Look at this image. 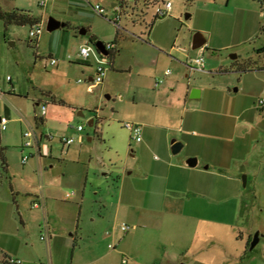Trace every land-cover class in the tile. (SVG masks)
<instances>
[{
	"label": "rangeland",
	"instance_id": "374dc122",
	"mask_svg": "<svg viewBox=\"0 0 264 264\" xmlns=\"http://www.w3.org/2000/svg\"><path fill=\"white\" fill-rule=\"evenodd\" d=\"M159 1L127 0L123 6L122 0H0L2 11L27 12L37 18L42 29L31 39L33 26L5 27L0 20V87L5 94L0 108L7 110L0 113L7 119L4 129L0 127V141L8 147L10 168L17 173L15 183L23 191L53 194L58 200L53 213L60 216L62 209L75 214V206L82 205L76 245L85 244L93 232L104 235L108 228L91 226L89 221L102 201L107 203L115 196V264L121 260L120 242L133 234L134 240L143 242L138 247L135 243L126 246V258V252L131 251L140 257L154 252L158 264H264V130L257 124L263 114L258 101L264 93V70H260L264 52L257 50L264 47V0H171L168 15L154 19ZM113 3L117 9L122 6L116 23L112 22L117 17ZM95 5L107 16L97 14ZM49 18L66 26L47 32ZM82 29L85 35L79 33ZM196 32L203 34L206 44L192 50ZM97 41L104 45L116 42L118 52L114 69L105 65L104 81L94 84L93 92L88 93L90 84L81 68L85 64L94 67L93 56L97 54L93 51L84 62L79 49L89 46L94 50ZM232 54L236 59H230ZM198 55L204 59L201 71L190 69L188 64ZM52 59L54 66L50 65ZM166 69L171 71L167 77ZM193 89L200 91L199 98L189 99ZM38 99L46 104L42 125L36 118ZM95 107L99 110L97 117ZM245 107L252 108L247 128V114L239 113ZM186 110L199 111L213 121L219 115H230L228 120L237 128L227 140L234 152L231 165L225 170L217 166L209 171L189 169L192 175L181 180L183 185L167 165L162 174L169 170L177 183L151 171L164 159L160 144L179 140L175 130ZM91 119L93 126L88 125ZM126 123L141 128L140 144L149 143L148 154H134L138 153L139 142L131 139L124 128ZM78 126H82V132L75 131ZM36 128L45 135L73 138L74 142L63 148L56 141L43 139L41 155L35 149H22L26 140L23 134ZM144 131L151 139L144 137ZM190 131H194L190 132L194 139L210 129ZM79 135L82 142L76 140ZM208 135L206 139L218 143L217 132ZM30 153L33 157L22 166L21 156ZM185 155L183 149L171 158ZM203 155L199 158L201 166H205ZM140 165L146 173L137 172ZM3 175L7 184L8 176ZM25 193L15 197L31 200L33 194ZM66 193L74 197L65 200ZM125 204L163 207L158 213L139 216ZM29 218L22 237L34 248H41L45 257L41 264H48L38 224L43 215L30 212ZM121 224L134 229L124 233ZM255 233L259 241L249 251L247 243ZM103 245L99 244L97 250H103ZM52 254L53 264L66 260L63 251ZM139 258L135 262L142 264Z\"/></svg>",
	"mask_w": 264,
	"mask_h": 264
},
{
	"label": "crops",
	"instance_id": "0c3cea01",
	"mask_svg": "<svg viewBox=\"0 0 264 264\" xmlns=\"http://www.w3.org/2000/svg\"><path fill=\"white\" fill-rule=\"evenodd\" d=\"M113 4L111 6L112 8H115V11H116L117 10L116 4L115 3ZM85 34H86V31H85ZM85 34H82V35H85ZM93 59L96 64L94 67L90 66L87 68L84 66H88L89 64L88 65L85 64L81 68V71H82L81 73L82 74L86 73V80L90 84L88 85L86 89L88 93L93 92V85L96 84L95 82H93V78L96 72L95 68L97 66V61H96L95 56H93ZM114 61H115V57L113 58L112 62L110 61L108 62L109 64L108 66L110 69H114ZM84 62H87V60H84ZM260 68H261L260 70H264V67H260ZM170 73L164 76L167 77L170 75ZM11 81L12 80L10 79L9 82L7 81L6 82L8 84H11ZM103 81L104 80H102V82ZM236 91L237 90L234 89V92ZM4 95L5 94L2 92V95H0V101L2 99H5ZM199 96H200V91H199L197 98H199ZM197 98H189V99H197ZM52 101H55V97L52 98ZM59 102L63 104L62 101H59ZM35 105L36 107L39 108L40 106L46 105V104L45 102H42L40 99H38ZM260 107H262L261 111L263 114L261 116L260 121L259 122L257 121L258 122L257 124L262 125V130H264V106H260ZM94 109H95V115L97 117V114L99 111L98 107H95ZM251 109H252L251 107H245L239 111L240 115L242 114L244 116L245 114H247L246 120L248 121H246L247 123H246V126L244 125V128H247L248 126V122L250 120V115L248 114H250ZM2 112L6 113L7 110L6 108H2L1 106L0 113ZM229 116L230 115H226V114L219 115V118L213 121L212 118L210 119L208 117L203 116L199 111L193 110L191 113H188V110L184 111L183 116L179 122L180 127L179 129L175 130V132H177L175 134H177L176 136H178L179 140L178 139H174V140L179 141L183 144L180 152L183 149H186L185 157L178 158L177 160H173V158H171V155L172 156H175V155H173L170 151L171 142L169 144H167L166 142L165 145L163 144L162 146L160 144V150L162 151L161 153L163 154L164 159L162 160V163L156 166V168H154L151 172L154 175H157L158 177L160 176L161 179H165L166 181L171 179L172 183H177V182H174V179L176 178L174 177L173 174H171L172 172H169V170L165 174H162L164 166L167 165L168 168L174 169L173 173L179 179L178 183H181L182 179L185 180L187 177H190V175H192L191 174L192 171L189 169L197 168L203 171H207V170L209 171L211 166H217L220 168V170L222 168L224 170L227 169L231 165L233 153H234L233 148L230 145V142H228L227 140H229L228 139L229 134H231L232 131L234 132L237 128V126H232L231 121L228 120V118H230ZM0 118H5V117L1 116ZM36 118L40 120V124L42 125L44 117L43 118L36 117ZM89 123H91L93 126L94 125L93 119H91ZM194 128H200V129L207 128V129H210L209 133L212 131L217 132L218 135L216 137L219 138L218 143L210 142L209 139H206V137L209 136L208 135L209 133L203 134V135L199 134L197 138L194 137V139H192L190 136V132H194V131H190V130H193ZM36 130L37 131H32V132L38 138V142L37 144H35L29 149H35V151L39 155H41V152H42L41 148L42 147L45 148V146L41 144H42L43 139H46V138H45L44 133L38 131V128H36ZM82 131L83 130H81L80 132ZM249 131L251 132V130ZM172 132H173V129H172ZM143 134H144V137L146 136L147 139L149 138L151 139L150 133L148 131H144ZM247 135H248V130L245 133V136ZM60 138L61 137L54 136V138L49 142L52 143L53 141H56L63 148H68L69 146H63V144L59 140ZM199 139H202V140L200 141ZM76 140L82 142L83 137L79 135ZM141 142L142 140H140L139 144L137 145L138 153L135 152L134 153L135 155L137 154L139 155V153L140 154L143 153L146 155V153L148 154L149 152V149H150L149 143H147V145L146 143L145 145L143 143L142 145L140 144ZM1 144L4 147H6V150L4 153L5 160H6V169L0 166V254H1L0 257H1V262L3 264H9L8 259H12V260L20 261L19 264H41V261L45 260L43 252L42 253L40 252L41 248H34L33 245H29L28 239H25L22 237L24 230H26V227L29 224V220H30L29 213L35 212L39 214V212H41L43 215L42 223L41 221H39L38 223L41 227V234L43 233L42 225L45 222H46L47 229L49 232V237L46 240L40 239L41 241L45 242V246L47 249L48 264H53L54 259H53L52 253L55 250L63 251L66 257V260L64 262L58 263V264H69V263L70 264H115V248H116V245H115V196H112L114 199L107 203L105 201H102L101 206H99V210L95 211L96 212L95 214L92 213L93 215L91 216L90 221H89V222H92L93 224V225L90 224L91 226H96L95 224H97L98 226L104 225V228H108L107 231H105L104 235L102 236L101 233L93 232L92 235H90V237L86 239L85 244L83 243L82 245H76L77 244L76 240H77V237L80 231V217H81L82 205L77 204L75 206L77 207L75 214L70 209H67V210L62 209L61 210L62 213L60 216L59 215L60 213L59 214L53 213L54 203L58 202V200L53 194H50L49 192H46L44 194V192H42V194L38 195L37 193H35V191L33 193H30L31 191H27V190L23 191L22 189L18 188V186L15 183V178L17 176V173H14L12 169L10 168L9 156L6 155L8 147L4 145V143H2V139H1ZM202 153L204 154L203 161L205 163V166L204 165L201 166L199 163V160H200L199 158ZM23 156H21L20 158V163L22 166L28 162L29 158L33 157V154L30 153L28 155L29 157L25 163H22L21 161ZM190 157H193V158L197 157L196 158L197 164L193 168L188 167L185 164L187 158H190ZM151 162H153L155 165V162L153 160H151ZM157 162H160V161H157ZM38 164L40 166L41 164L40 160H38ZM136 169H137V172L140 174L146 173V171L143 170L141 165L137 166ZM23 171L24 170L22 169V172ZM3 174H5V176L6 175L8 176L6 178L8 182L7 184H4L5 182H4ZM9 176H11V178H9ZM183 183L184 182H182V184ZM187 183H188V186L191 185L189 182ZM20 192H26L25 194H33L31 195L32 199L31 200L28 199L27 202L18 200L17 197L15 196L19 195ZM83 196H84V191L81 192V198ZM72 197H74V194L72 195ZM72 197L67 199L64 196V199L70 200L72 199ZM144 198H146L145 195H144ZM37 199H40V202L42 203L41 208H34L32 205L34 201ZM144 201H146V199H144ZM105 204H107L110 210H108V207L107 208L105 207ZM27 205H29V207ZM124 206H126L128 209H131L130 210L131 212H134V213L139 212L140 213L139 216H141L145 212L158 213L162 210V207H163L161 204L159 205L157 204L156 206L145 204L143 205L145 207H137L133 204H125ZM20 227L23 229V231L19 229ZM133 229L134 227L131 228V230ZM135 236L136 235L133 234V236H131L129 239L124 238L120 242V247H122V249L119 251V254L121 255L120 264H122L121 263L122 259L127 260L125 264H137V262H135V258L136 257L139 258L140 256L132 253L131 251L126 252V255L128 256V258H126L124 254V249L126 246L132 245L135 243L136 246L138 247L139 244H142L143 240L142 239L134 240ZM101 243L104 244L103 245L104 247H103V250L99 251L97 250V246ZM109 245H111L112 248H109ZM75 246L77 247L76 249H75ZM156 256H157L156 253L151 252L149 256L140 257L139 259L140 261H142V264H158L160 260L157 259ZM69 257H70V260H68ZM68 261L69 263H67Z\"/></svg>",
	"mask_w": 264,
	"mask_h": 264
},
{
	"label": "built area",
	"instance_id": "2783aa9c",
	"mask_svg": "<svg viewBox=\"0 0 264 264\" xmlns=\"http://www.w3.org/2000/svg\"><path fill=\"white\" fill-rule=\"evenodd\" d=\"M122 1H123V6H124V3H125L124 1H127V0H122ZM129 1H133V0H129ZM43 5H44V3L42 2L41 6H43ZM171 7H172L171 0H160L159 3H157V5L155 7L154 15L157 18H163V17L168 15V13L171 10ZM121 9H122V6L120 9L116 10L117 11V17L112 19L113 23H116L117 21H119ZM94 10L99 15H105V17L107 16L105 14V11L98 5L94 6ZM41 32H42V29H41L40 25H34L29 32V38L34 39L37 36H39L41 34ZM104 47H105V50L107 52H109V51H112L115 49V44L108 43V44H105ZM93 51H95L97 54L96 55L97 66L95 68L96 72H95V75L93 78V82H95L96 84H99L102 82L104 74H105V65L108 64V60H107L108 55L103 56L100 52H98L95 49V47H94V50H92V48L89 46H86V47L82 46L79 49V56L83 60H87L92 55ZM55 63L56 62L53 59L50 61V65H55ZM188 64L190 66V69H197V70L201 71L204 68V59H203L202 55H198L197 57H195L193 59H189ZM169 73H170V71L166 70L164 75L166 76ZM6 81L9 82L10 78L6 77ZM0 95H2L1 87H0ZM258 105L259 106L264 105V93L262 94L261 98L259 99ZM45 114H46V105H42L39 107V112H38L37 117L43 118L45 116ZM6 122H7L6 118H0V125H1L2 129L4 128V125L6 124ZM124 128L129 131L132 140H134L136 142H139L141 140V136H140L141 135V128L138 125L132 124V123H126V124H124ZM81 130H83L82 126H78L76 128V131H78V132H80ZM23 137L26 139L22 145L23 149L24 148H31L32 146H34L38 142V138L36 137V135L32 131L24 133ZM45 138L48 141H51L54 138V136L51 134H46ZM59 140L63 144V146H70L74 142L73 138H66V137H61ZM28 157H29L28 155H24L21 159L22 163H25L27 161ZM72 195H73V193H66L65 198L68 199V198L72 197ZM32 205L34 208H41L42 207V203L40 202V199L35 200ZM130 229H131V227L127 224H121V226H120V230L124 233L128 232ZM42 230H43V233L41 234L40 239L46 240L49 237V232L47 229L46 222L43 223ZM109 248H112V246L109 245ZM126 262H127L126 259H122V261H121L122 264H125ZM8 263L9 264H19L20 261L8 259Z\"/></svg>",
	"mask_w": 264,
	"mask_h": 264
},
{
	"label": "water",
	"instance_id": "95a60500",
	"mask_svg": "<svg viewBox=\"0 0 264 264\" xmlns=\"http://www.w3.org/2000/svg\"><path fill=\"white\" fill-rule=\"evenodd\" d=\"M114 5V4H113ZM65 27V23L59 22L57 20H55L54 18H49L47 20L46 23V31L47 32H53L57 29L63 28ZM81 35L85 34V31L81 30L79 32ZM206 44V39L203 36V34L196 32L193 36H192V41H191V49L192 50H197V49H201L204 45ZM94 47L95 49L100 52L103 56H107L108 52L105 50L104 44L100 41H97L94 43ZM230 59L234 60L236 59V55L232 54L230 55ZM199 94L198 90L193 89L190 93V98H197ZM89 126H92L91 123L88 124ZM182 143L176 140H172L171 141V146H170V151L173 155H176L180 152L181 148H182ZM185 164L188 167H195L197 164V159L196 158H188L185 162ZM245 170L244 168H242L241 170V179H242V184L243 186L246 185V175H245ZM259 241V234L255 233L254 236L252 237L251 242L249 243V251L253 250V248L257 245Z\"/></svg>",
	"mask_w": 264,
	"mask_h": 264
},
{
	"label": "trees",
	"instance_id": "16d2710c",
	"mask_svg": "<svg viewBox=\"0 0 264 264\" xmlns=\"http://www.w3.org/2000/svg\"><path fill=\"white\" fill-rule=\"evenodd\" d=\"M133 1L135 2L137 0H133ZM154 19H157V17L155 15H154ZM0 20L3 22L5 27L9 26V25H16V26L31 25V26H34V25H37V22H38L36 18L32 17L27 12L18 11V10H14L11 12H4L1 9H0ZM115 43L116 42H114L113 44H115ZM115 52H117L116 46H115L114 50L108 52L107 58H109L110 62L113 61V58L115 57ZM257 52L263 53L264 47L258 49ZM250 70H251V68H250ZM5 150H6V147H4L0 141V166L4 169H6V160H5V155H4ZM249 243H250V240L247 243V249L249 248Z\"/></svg>",
	"mask_w": 264,
	"mask_h": 264
},
{
	"label": "flooded vegetation",
	"instance_id": "af4514ba",
	"mask_svg": "<svg viewBox=\"0 0 264 264\" xmlns=\"http://www.w3.org/2000/svg\"><path fill=\"white\" fill-rule=\"evenodd\" d=\"M125 6V5H124Z\"/></svg>",
	"mask_w": 264,
	"mask_h": 264
}]
</instances>
